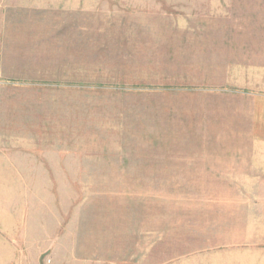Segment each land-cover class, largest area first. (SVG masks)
Instances as JSON below:
<instances>
[{
    "label": "rangeland",
    "instance_id": "obj_1",
    "mask_svg": "<svg viewBox=\"0 0 264 264\" xmlns=\"http://www.w3.org/2000/svg\"><path fill=\"white\" fill-rule=\"evenodd\" d=\"M0 264H264V0H0Z\"/></svg>",
    "mask_w": 264,
    "mask_h": 264
},
{
    "label": "crops",
    "instance_id": "obj_2",
    "mask_svg": "<svg viewBox=\"0 0 264 264\" xmlns=\"http://www.w3.org/2000/svg\"><path fill=\"white\" fill-rule=\"evenodd\" d=\"M10 24L7 19L6 13L0 17V78H6L3 74L5 73L6 62L9 61L11 55V46L7 43L9 38Z\"/></svg>",
    "mask_w": 264,
    "mask_h": 264
}]
</instances>
